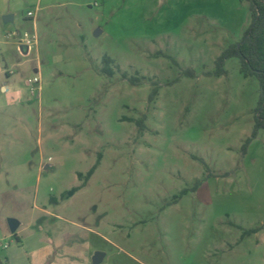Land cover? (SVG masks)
I'll use <instances>...</instances> for the list:
<instances>
[{
    "label": "rangeland",
    "instance_id": "rangeland-1",
    "mask_svg": "<svg viewBox=\"0 0 264 264\" xmlns=\"http://www.w3.org/2000/svg\"><path fill=\"white\" fill-rule=\"evenodd\" d=\"M250 23L246 0H0V264L83 234L90 264H264L259 85L212 74Z\"/></svg>",
    "mask_w": 264,
    "mask_h": 264
},
{
    "label": "trees",
    "instance_id": "trees-1",
    "mask_svg": "<svg viewBox=\"0 0 264 264\" xmlns=\"http://www.w3.org/2000/svg\"><path fill=\"white\" fill-rule=\"evenodd\" d=\"M243 1V0H241ZM249 2L251 14V23L244 31L239 42L231 44L225 49L215 61V76L224 75L226 73L224 63L230 58L239 60V72L244 77H254L258 82L259 99L255 109L253 137L259 130L264 129V0H246ZM104 64L103 73L112 76L114 70L110 68L112 59L104 56L102 59ZM157 90L153 89L149 96V100H153ZM98 162L85 175V181L90 178L94 172ZM81 177V174L78 175ZM78 187L73 188L69 195L73 194ZM67 195H63L65 199ZM255 230L247 231L251 233Z\"/></svg>",
    "mask_w": 264,
    "mask_h": 264
},
{
    "label": "crops",
    "instance_id": "crops-1",
    "mask_svg": "<svg viewBox=\"0 0 264 264\" xmlns=\"http://www.w3.org/2000/svg\"><path fill=\"white\" fill-rule=\"evenodd\" d=\"M38 4V2H37ZM13 19L16 17L13 15ZM35 16V11H34ZM36 17V16H35ZM31 18L34 20V18ZM12 19V20H13ZM19 227V226H18ZM92 243L88 237L74 236L69 243L61 242L58 239L44 243L40 248L34 250L29 256L30 264H90L89 258L92 254ZM95 253V252H94ZM106 253L102 263L106 258ZM92 260V259H91ZM99 263V264H100ZM93 264V263H92Z\"/></svg>",
    "mask_w": 264,
    "mask_h": 264
},
{
    "label": "water",
    "instance_id": "water-1",
    "mask_svg": "<svg viewBox=\"0 0 264 264\" xmlns=\"http://www.w3.org/2000/svg\"><path fill=\"white\" fill-rule=\"evenodd\" d=\"M13 17L14 16L12 14H7L3 17V20L5 22H8V21H11L13 19ZM7 223H8L9 231L11 234H14L16 232L18 226L20 225L19 221L14 219V218H9L7 220ZM104 256H105L104 252L96 251L94 253V255L92 256V263L93 264H99L103 260Z\"/></svg>",
    "mask_w": 264,
    "mask_h": 264
},
{
    "label": "built area",
    "instance_id": "built-area-1",
    "mask_svg": "<svg viewBox=\"0 0 264 264\" xmlns=\"http://www.w3.org/2000/svg\"><path fill=\"white\" fill-rule=\"evenodd\" d=\"M26 17L27 18H33V17H35L34 16V12L28 11L27 14H26ZM23 40H24L23 43L25 45H21V46L26 47V45L29 43V35L27 33L24 34ZM33 81L36 82V81H38V79L37 78H34Z\"/></svg>",
    "mask_w": 264,
    "mask_h": 264
}]
</instances>
